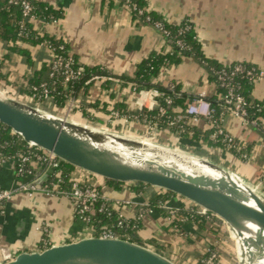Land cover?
I'll list each match as a JSON object with an SVG mask.
<instances>
[{
  "label": "crops",
  "instance_id": "0c3cea01",
  "mask_svg": "<svg viewBox=\"0 0 264 264\" xmlns=\"http://www.w3.org/2000/svg\"><path fill=\"white\" fill-rule=\"evenodd\" d=\"M36 1L60 10L62 16L51 22L36 17L30 22L33 30L64 40L70 54L81 66L99 67L111 75L130 77L136 66L149 55L171 52L163 35L155 28L134 20L130 9L119 0ZM145 1L147 10L158 15L166 24L176 25L184 20L192 24L195 38L206 59L222 66L243 61L264 71V0ZM14 46L27 47L20 42H15ZM30 52L35 58L34 65L37 69L42 61L49 58L47 48L42 45L30 48ZM4 55L5 50L0 43V60ZM8 58L9 63L3 72L13 78L22 76L25 67L19 58L14 54H8ZM155 82L163 87L177 86L187 105L201 92L205 93L206 98H213L217 91L216 84L205 69L187 56H181L177 63L162 68ZM149 90L134 92L130 87L123 88L115 81L111 85L115 101L122 102L132 113L141 109L151 110L157 106V99ZM97 97L106 101V94L100 92L98 83L90 91L91 100ZM251 97L264 102V79L253 85ZM39 109L81 125L131 137H142L146 130L144 121L123 118H116L112 122L116 127L108 128L109 118L102 112L89 109L86 112L95 119L90 122L79 111L73 110L72 103L63 109ZM68 112L70 116L67 115ZM187 120L189 126L197 130L207 131L210 128L204 119L193 121L192 117H188ZM220 120L223 129L242 148L248 150L246 160H237L225 148H208L166 130L156 129L151 137L159 144L208 159L239 174L245 180L257 183L264 161L260 150L263 140L261 132L244 125L229 112L223 114ZM31 168L28 175L19 176L12 159H5L0 165V190L14 189L20 184L35 186V191L30 192V195L29 192H17L0 209V245L15 254L30 253L92 236L91 229L76 217L74 203L68 195L50 186L49 180L54 171L50 167L36 164H32ZM75 174L80 176L81 173L77 171ZM36 181L41 183L34 184ZM94 185L114 211L129 220L137 217L139 210L147 202L148 195L155 192L153 189L132 190L127 187L114 189L100 178L94 180ZM188 205L186 200L178 196L165 203V207L170 210ZM184 229L182 234L174 232L169 227V219L163 218L156 210H150L143 217L142 227L137 235L142 240L154 239L162 254L153 247L148 248L175 264H196L215 239L210 234L199 233L192 224H186ZM220 231L226 235L223 227H220ZM221 263L227 264L226 259L223 258Z\"/></svg>",
  "mask_w": 264,
  "mask_h": 264
},
{
  "label": "trees",
  "instance_id": "16d2710c",
  "mask_svg": "<svg viewBox=\"0 0 264 264\" xmlns=\"http://www.w3.org/2000/svg\"><path fill=\"white\" fill-rule=\"evenodd\" d=\"M28 1L33 6L35 17L43 21L51 22L59 20L62 16L60 10L53 9L47 3L36 0ZM119 1L130 9L134 20L153 28H155V23L162 25V30L168 32V36L164 38L171 47L169 54L153 53L149 55L136 66L133 75L130 77L111 75L99 67L81 66L77 63L75 57L70 54L64 40L40 34L36 30H33L31 23L22 17L18 6L8 5L5 0H0V43L5 50V55L0 60V85L2 87L8 86L7 93L15 98L32 97L30 103L43 110H50L51 108L63 109L69 103H72L73 110L79 111L82 117L90 122H94L95 119L86 110L90 109L94 112H102L110 120L107 123L108 128L115 126L112 122H115L116 118H123L129 121H150L157 130H166L177 134L181 138H189L191 141L198 142L208 148H225L219 141H212L210 139V134L212 133L210 128L207 131H201L189 126L188 117L179 123H173L172 119L175 116L183 115L182 113L187 103L177 86L163 87L156 83L155 79L162 68L177 63L179 57L187 56L194 59L205 69L210 79L216 84L217 91L215 97L206 99L215 110L217 123L221 125L219 121L221 116L228 113L229 110L220 101L224 89L218 86L216 72L227 66H222L204 57L200 43L195 38L193 25L187 20L176 25H169L163 22L158 15L147 10L145 0ZM158 31L162 32L161 30ZM176 41H179L182 45L177 46ZM15 42L25 44L27 47H15ZM37 45L45 46L49 52L48 60L42 61L38 69L34 65L35 58L30 52V48H34ZM8 54L16 55L25 67V72L22 76L13 78L3 72L6 64L9 63ZM58 58L62 60V63L70 60L71 69L73 71L81 69L80 73L65 83L62 74L63 68L53 69L52 62ZM114 81L123 88L130 87L134 92L148 89L158 90L161 97L157 98V106L151 110L141 109L135 113L129 112L122 102L115 101L113 97L111 85ZM234 82L239 87V93L247 103L249 119L257 120L260 123L264 122V102L252 99L251 91L253 84L240 76H236ZM96 83H98L100 92L106 94V101H103L99 97L91 100L90 91ZM43 91H46V96H44ZM164 98L170 99L171 103L165 104ZM159 108L164 110L163 115H159ZM177 110L180 112H177ZM114 114H117V117H114ZM227 151L240 161L246 160L242 158L243 154L246 156L249 154L246 148L230 149ZM0 154L4 158H11L15 162V165L20 158L26 157L25 168L29 171L32 170V164L40 167L46 166L45 161L38 159L42 157L41 151L29 147L18 135L2 124H0ZM52 164L54 172L49 181L51 183L50 186H56V191L63 192L69 196L71 180L77 177L81 178V182H79L81 186L95 187L94 180L97 179L95 176L88 175L58 159H54ZM77 171L81 173L80 176L75 174ZM263 172L264 161L262 164ZM104 182L114 189L127 187L132 190H155V192L148 195L147 202L142 206V209L146 211H158L163 218L169 219V227L174 232L182 234L185 230L184 226L192 224L197 228L199 233H207L214 237V243L206 248V252L198 259L196 264H207L206 261L211 254H214L215 258L210 264H222L223 258L227 261L226 247L228 246L226 244V235L220 231L219 221L211 217L209 213L200 215L198 207L191 203L187 207H180L174 210L167 209L165 203L171 198L176 197V195L156 190L144 184L116 183L106 180ZM96 190L99 191V188L96 187ZM99 206L100 202L92 204L91 213H89L90 220L88 223H85L91 229L92 236L98 237L103 230H109L116 238L145 248L153 247L156 252L162 254L159 251L160 247H158L154 239L142 240L137 235V232L141 230L143 217L146 213L141 219L135 218L129 220L120 217L119 213L114 211L109 204H106L107 210L105 212L98 213ZM222 242H225V244Z\"/></svg>",
  "mask_w": 264,
  "mask_h": 264
},
{
  "label": "water",
  "instance_id": "95a60500",
  "mask_svg": "<svg viewBox=\"0 0 264 264\" xmlns=\"http://www.w3.org/2000/svg\"><path fill=\"white\" fill-rule=\"evenodd\" d=\"M0 124L34 147L84 173L116 183H138L170 192L222 220L239 239L245 224H254L261 235H254L264 264V194L253 184L208 159L178 148L157 143L153 139L137 140L124 134L44 112L30 104L6 95L0 87ZM147 140V142H144ZM139 153L156 161L138 163L123 159L121 153ZM194 162L221 174L216 180L202 173L179 171L182 166L195 172ZM54 171L53 168L50 169ZM36 181L34 184H39ZM246 193L254 202L249 207L238 198ZM243 247L254 245L242 240ZM254 256H249L248 262ZM255 258V257H254ZM261 261V262H260ZM259 262V263H258ZM0 264H175L149 248L119 238L89 236L37 252L17 254Z\"/></svg>",
  "mask_w": 264,
  "mask_h": 264
},
{
  "label": "built area",
  "instance_id": "2783aa9c",
  "mask_svg": "<svg viewBox=\"0 0 264 264\" xmlns=\"http://www.w3.org/2000/svg\"><path fill=\"white\" fill-rule=\"evenodd\" d=\"M5 1L8 5L18 6L22 17L26 18L29 22H33L35 20L36 17L33 14V6L30 3V1L28 0H5ZM154 27L156 30L162 31L161 34L163 35V37L168 36V32L162 30V25L160 23H155ZM175 43L177 46L182 45L179 41H176ZM52 64H53V69H58L59 67L63 68L62 74L64 76L65 83L68 80L77 76L81 71V69L73 71L71 69L70 60H67L64 63H62V60L58 58V59L53 60ZM236 76L244 77L247 79L248 82L255 85L257 82L264 79V71L260 68H257L251 64H248L242 61V62L233 63L232 65H228L226 68H222L218 72H216V78H217L216 80H217L218 86L224 89V93L221 95L220 101L229 110V113L232 114L237 119H239L244 125L257 129L261 132L263 140L260 144V150H261L262 155L264 156V122L262 121L260 123L257 120L249 119L248 112H247V103L245 99L243 98V96L239 93V87L234 82V78ZM0 87L6 93V95L11 98L21 100V101H26V102H30L32 99V97L31 98H27V97L15 98L13 96H10L7 93L8 86L2 87L0 85ZM43 92H44V96H46V91H43ZM149 92L156 99L161 97L160 92L156 89H150ZM163 101L165 104L171 103L170 99L168 98H164ZM158 112H159V115L164 114V110L162 108H159ZM186 117H192L193 121H196L198 119H204L205 121H207L210 129L212 130V133L210 134V139L212 141H219L221 144L224 145L225 149L230 150V149H239V148L241 149L242 148V145L237 144L235 139L231 135H229L223 129L221 125L217 123V120L215 118V110L210 105V102L206 99V95L204 92H201L192 102H190L187 105L186 109L183 112V115L175 116L172 119V122L179 123ZM219 121L221 122V120ZM144 124H145L146 130H145L144 136L142 137L145 139H153L151 137V134L156 130L154 124H152L150 121H144ZM41 154H42V157H39L38 159L45 161L46 167L53 168L52 162L55 158L51 154H48L44 151H41ZM242 158L246 159L247 157L245 154H243ZM5 159H11V158H4L0 154V165L5 162ZM26 162H27L26 157H22L17 161V164H16L17 175L22 176L25 174L27 175L29 174L30 171L25 168ZM237 175L240 176L239 174ZM79 182H81L80 177H77L71 180L70 195L68 197L74 203L76 217L83 223H88L90 220L89 213H91L92 204L96 202H100V206L97 211L98 213H103L107 210L106 204L108 203L105 197L102 195L101 191L96 190L97 186L95 187L81 186ZM253 185L264 194V172L261 173V176L258 179L257 183ZM52 187L56 189L55 185H52ZM32 191H35V186L27 185V184H20L14 189L0 190V209L3 207L5 203L10 202L17 192H22V193L29 192V195H30V192ZM114 207L117 208L118 205L116 206L114 205ZM149 211L140 209L137 214L136 219H141L145 215V213H148ZM198 213L200 215L207 214L201 208H198ZM209 215L211 217H214L211 214ZM119 216L122 217L120 214ZM216 219L219 221V226L223 227L228 235H231L234 233L231 230V228L227 224H225L222 220L218 218ZM98 237L103 238V239L116 238L112 235V233L109 230H103L100 236ZM16 255L17 254L13 253L10 249L0 245V263L11 261L14 259ZM214 258H215V255L211 254L208 257L206 263L210 264L211 261L214 260Z\"/></svg>",
  "mask_w": 264,
  "mask_h": 264
},
{
  "label": "bare ground",
  "instance_id": "6f19581e",
  "mask_svg": "<svg viewBox=\"0 0 264 264\" xmlns=\"http://www.w3.org/2000/svg\"><path fill=\"white\" fill-rule=\"evenodd\" d=\"M121 157H123V159H131L130 161H135L138 163H144L145 161L156 163V161L149 156H145V155L139 154V153H127L125 150L123 153H121ZM194 165L196 167L195 172L189 170L188 168H184L182 166H179L178 170L182 171V172L185 171V173H199L200 172L202 174L211 176L216 180L222 179L221 174H219L218 172H215L214 170L208 169L205 166H201L197 162H194ZM238 193L239 194L237 196H238L240 201H242L244 204H246L249 207L255 208L253 200L246 193H242V192H238ZM245 230L246 231L243 233L242 239L238 238L239 241L241 242L242 240H247L250 242L249 245L255 244V247H253V249L250 247H246L247 255H246L245 261H247V264H256L257 261H259V259L262 257V251L260 249V245L256 244V241L254 239V235L255 234L261 235V232L259 231V229L254 224H251V223L245 224ZM263 237H264V235H263ZM249 256H254L255 258L253 257V260L251 262H248Z\"/></svg>",
  "mask_w": 264,
  "mask_h": 264
},
{
  "label": "rangeland",
  "instance_id": "374dc122",
  "mask_svg": "<svg viewBox=\"0 0 264 264\" xmlns=\"http://www.w3.org/2000/svg\"><path fill=\"white\" fill-rule=\"evenodd\" d=\"M69 112L67 113V115ZM70 116V115H68ZM137 140L143 141L141 137H134ZM144 142H147V140ZM250 184H255L253 180L249 181L247 180ZM253 181V182H252ZM226 244L228 247L227 248V264H247L246 260V255H247V249L246 247H243L241 242L239 241L238 237L233 233L231 235H228L226 233ZM246 249V250H245ZM245 252V253H244Z\"/></svg>",
  "mask_w": 264,
  "mask_h": 264
}]
</instances>
